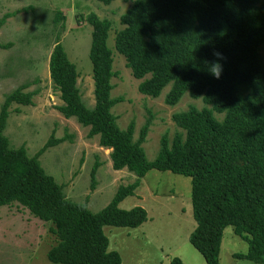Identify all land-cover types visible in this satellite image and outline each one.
I'll return each instance as SVG.
<instances>
[{"label": "trees", "instance_id": "1", "mask_svg": "<svg viewBox=\"0 0 264 264\" xmlns=\"http://www.w3.org/2000/svg\"><path fill=\"white\" fill-rule=\"evenodd\" d=\"M99 1L109 5L114 0ZM132 2L121 15L123 28L116 32L114 48L141 80L140 93L157 98L170 85L167 105H177L188 94L207 106L175 112L172 119L183 131L172 139L165 133L157 157L149 161L143 144L152 118L137 139L133 121L125 129L119 126L113 108L122 98L112 96L116 72L108 45L112 22L90 12L86 19L92 26L95 105L84 103L77 66L58 38L49 58L50 77L63 101L57 109L89 127V137H99L100 146L111 150L114 169H128L138 178L121 185L98 212L87 201L68 199L39 161L61 140L51 137L29 156L25 145L12 147L4 135L11 105L33 104L35 92L23 84L5 96L0 108V206L18 203L52 224L56 243L47 253L52 264H122L120 253L109 249L104 227L136 228L148 220V213L141 206L123 209L119 204L135 194L150 171L182 174L192 179L196 226L189 240L207 264H219L228 226L248 244L236 256L264 264V0ZM15 14H5L0 28ZM217 62L222 68L218 78L210 70ZM215 112L224 118L219 120ZM172 264L183 262L175 257Z\"/></svg>", "mask_w": 264, "mask_h": 264}, {"label": "rangeland", "instance_id": "2", "mask_svg": "<svg viewBox=\"0 0 264 264\" xmlns=\"http://www.w3.org/2000/svg\"><path fill=\"white\" fill-rule=\"evenodd\" d=\"M132 3V0H114L109 5L99 0H0V20L7 13H16L0 28V108L5 96L23 84H27L26 91L35 92L32 105H11L4 135L12 147L25 145L29 156H34L51 137L61 140L43 152L39 161L62 185L68 199L87 201L93 212L103 209L121 185L138 177L128 169H114L111 150L100 146L99 137H89V127L82 126L74 117H64L57 109L63 101L50 77L49 58L58 38L77 66L83 101L92 108L95 105L89 57L92 26L86 17L95 12L112 22L108 38L116 72L112 96L122 98L113 113L122 129L132 121L135 123L136 139L146 120L152 118L143 144L149 161L157 157L165 133L172 139L183 131L172 119L175 112L190 105L207 106L202 99L188 94L177 105H167L165 95L170 85L157 98L140 93L141 80L133 76L125 57L114 48L116 32L123 28L121 15ZM59 15L64 19L57 20ZM261 54L264 61V47ZM215 116L219 120L224 118V114L217 112ZM95 165L98 168L93 182ZM191 187V177L171 172L150 171L141 178L135 194L119 206L144 207L148 220L136 228L104 227L109 249L120 253L122 264H172L175 257L183 264H207L189 240L196 226ZM51 226L18 203L0 206V264H52L47 257L56 243ZM247 249L248 244L228 226L223 234L219 264H255L236 256Z\"/></svg>", "mask_w": 264, "mask_h": 264}, {"label": "clouds", "instance_id": "3", "mask_svg": "<svg viewBox=\"0 0 264 264\" xmlns=\"http://www.w3.org/2000/svg\"><path fill=\"white\" fill-rule=\"evenodd\" d=\"M215 55L219 56L220 54L216 53ZM210 70H211V73L218 78L221 74L222 68H221V65L217 62V63L212 64Z\"/></svg>", "mask_w": 264, "mask_h": 264}]
</instances>
